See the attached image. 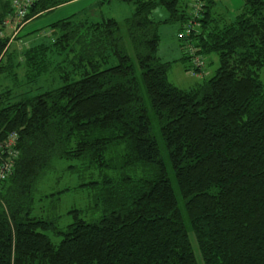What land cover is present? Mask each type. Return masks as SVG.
<instances>
[{
	"label": "trees",
	"instance_id": "trees-1",
	"mask_svg": "<svg viewBox=\"0 0 264 264\" xmlns=\"http://www.w3.org/2000/svg\"><path fill=\"white\" fill-rule=\"evenodd\" d=\"M113 1L133 7L122 23L60 20L19 61L2 34L12 2L0 0V76L27 88L0 93V142L18 137L0 188V264H264V0H243L233 20L202 0L197 28L178 39L185 70L203 74L210 55L218 67L189 90L169 83L157 27L179 35L195 0ZM60 4L34 0L24 24ZM48 76L55 86L40 87ZM65 163L77 184L36 200ZM78 190L94 193L97 218L72 208L61 224L43 211Z\"/></svg>",
	"mask_w": 264,
	"mask_h": 264
},
{
	"label": "rangeland",
	"instance_id": "rangeland-1",
	"mask_svg": "<svg viewBox=\"0 0 264 264\" xmlns=\"http://www.w3.org/2000/svg\"><path fill=\"white\" fill-rule=\"evenodd\" d=\"M2 1H8V0H2ZM11 2L13 0H10ZM215 2V10L214 12L218 15L224 16L227 20H233V18L240 12L243 0H214ZM168 14L162 10L157 9L153 12L152 19L155 22H161L167 18ZM95 20V19H90ZM120 23L123 22L122 19H117ZM46 20L42 18L40 21L35 22L31 29L27 27L26 29L33 30L38 28L39 26H44ZM158 35H159V47L157 51V57L158 59L163 63H168L170 65L169 71H168V81L170 84L174 85L177 88L183 89V90H189L195 85L203 82L204 80H207L213 76L215 70L218 67V59L214 55H210L205 59V71L203 74L200 73H193L192 71L187 72L185 68L189 67L188 65L190 62H187V60L183 59V50L181 48V42L177 38V31L179 30V24H159L158 25ZM27 32L25 31V34ZM23 35V34H22ZM50 38V33L47 28H45L41 33H39V36L35 37L32 41L33 44L30 46H34L37 44H40L42 42L48 41ZM16 51V55L18 56V60L21 61L22 58L19 56L21 53L20 47H15L14 49ZM24 72V69L20 68L17 70V77H18V84L21 83L22 74ZM260 81L264 85V68L259 71L258 73ZM56 83V80L52 78L51 76H48L47 78H44L40 83L39 86L43 88H51L54 87ZM13 87L15 88L14 93L16 96H19L23 94L25 91H27V88L14 86L12 80L8 78H4L0 76V93L5 88ZM67 164L63 165H56V169L53 173L49 174L46 178L43 180V184L41 183L39 192L36 193V200L39 199V196H42L44 193H51L59 191L63 189L64 187H72L77 184L73 180L71 176H68L67 174H63L61 172L62 167L66 166ZM39 193V194H38ZM94 193L88 192V191H80L73 193H68L66 195H63L60 198V201L58 203V206L53 211L51 209V203L49 201H42L41 206L45 207L46 210H43L44 212H51V215L56 216H62L61 218V224H67L70 222V219H68L67 216H65L66 212L70 211L72 208L76 209H85L88 207V219L89 218H97L99 216V213H93L91 211L90 206L92 202V195ZM191 240L194 243V238L191 236Z\"/></svg>",
	"mask_w": 264,
	"mask_h": 264
},
{
	"label": "crops",
	"instance_id": "crops-1",
	"mask_svg": "<svg viewBox=\"0 0 264 264\" xmlns=\"http://www.w3.org/2000/svg\"><path fill=\"white\" fill-rule=\"evenodd\" d=\"M104 1L105 0H62V4L37 17L35 20L25 23L18 30H14L11 26L7 25L2 34L4 37L10 39V49L13 50L15 47H20V51L22 52L24 49L30 47V44H33L32 40L39 36V33L60 20L76 16L88 20L93 18L95 20L91 21L94 22L102 18L122 19L124 21L133 11L131 5L121 4L113 0L108 3ZM42 18L46 20L44 26H39L29 31L26 29L27 27L31 29V26ZM25 31L27 32L26 34Z\"/></svg>",
	"mask_w": 264,
	"mask_h": 264
},
{
	"label": "built area",
	"instance_id": "built-area-1",
	"mask_svg": "<svg viewBox=\"0 0 264 264\" xmlns=\"http://www.w3.org/2000/svg\"><path fill=\"white\" fill-rule=\"evenodd\" d=\"M34 0H13L12 1V9H13V17L12 22L9 23L13 26L14 30H18L24 24V18L27 14L28 8ZM202 5V0H195L193 4V18L190 23L184 26V30L177 35V38L184 43L189 40L192 33L197 28L196 19L199 16L200 9ZM188 52L190 55L193 54L191 47L188 48ZM195 68L204 67V63L199 59H195L193 61ZM17 140L18 137L16 134H8L5 138L0 142V188L5 180L12 174L14 168V162L17 159L18 151H17Z\"/></svg>",
	"mask_w": 264,
	"mask_h": 264
}]
</instances>
